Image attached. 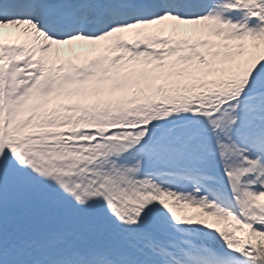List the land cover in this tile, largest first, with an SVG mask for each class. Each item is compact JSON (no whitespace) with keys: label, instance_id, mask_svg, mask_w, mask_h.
Returning <instances> with one entry per match:
<instances>
[{"label":"snow or ice","instance_id":"6c2138e0","mask_svg":"<svg viewBox=\"0 0 264 264\" xmlns=\"http://www.w3.org/2000/svg\"><path fill=\"white\" fill-rule=\"evenodd\" d=\"M0 264H264V0H0Z\"/></svg>","mask_w":264,"mask_h":264},{"label":"rangeland","instance_id":"374dc122","mask_svg":"<svg viewBox=\"0 0 264 264\" xmlns=\"http://www.w3.org/2000/svg\"><path fill=\"white\" fill-rule=\"evenodd\" d=\"M185 211L189 214H194L195 212L200 211V209H196V208H186Z\"/></svg>","mask_w":264,"mask_h":264}]
</instances>
